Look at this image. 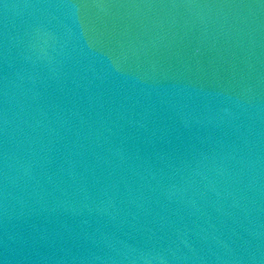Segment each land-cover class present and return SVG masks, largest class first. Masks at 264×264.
Here are the masks:
<instances>
[{
  "label": "water",
  "instance_id": "water-1",
  "mask_svg": "<svg viewBox=\"0 0 264 264\" xmlns=\"http://www.w3.org/2000/svg\"><path fill=\"white\" fill-rule=\"evenodd\" d=\"M264 164V0H70Z\"/></svg>",
  "mask_w": 264,
  "mask_h": 264
}]
</instances>
